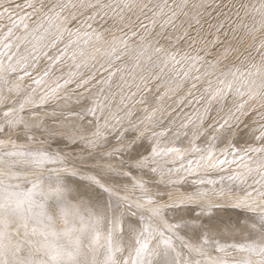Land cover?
<instances>
[{
  "label": "snow or ice",
  "instance_id": "snow-or-ice-1",
  "mask_svg": "<svg viewBox=\"0 0 264 264\" xmlns=\"http://www.w3.org/2000/svg\"><path fill=\"white\" fill-rule=\"evenodd\" d=\"M181 7L0 0V264H264V0L259 29L217 12L212 41Z\"/></svg>",
  "mask_w": 264,
  "mask_h": 264
},
{
  "label": "bare ground",
  "instance_id": "bare-ground-1",
  "mask_svg": "<svg viewBox=\"0 0 264 264\" xmlns=\"http://www.w3.org/2000/svg\"><path fill=\"white\" fill-rule=\"evenodd\" d=\"M19 2V0H18ZM106 2V0H105ZM130 3H133L135 5H141L143 3H147L148 0H129ZM155 2H159V0H153V3ZM168 3L171 4H175V5H181V9H178V12H186L188 13L187 16H184L183 14L179 15V18L177 20V25L179 26L182 22L184 23V28L188 27L189 23H192L195 27H199V25H195V21L193 19L194 16H196L197 14H199L200 16V22L201 25L203 26L204 32L203 35L205 37H207L208 41H212L213 36L215 35V30L214 29H210L209 25H214L217 23V20L220 19L222 20L224 17L220 16L217 17L216 13L217 12H225L228 13L232 16L233 20H236V16H235V12L239 11V22H242L243 24H247L249 26H253L256 29H259L260 25L259 23H256L257 21H259L261 19L259 13L256 12V8L259 7L261 0H168ZM201 3H205L208 4L210 6H205L202 8H198L196 7L197 5L201 4ZM227 5V7H221V8H217L215 7V5ZM211 12L212 15L209 16L207 13ZM129 15H131V13H129ZM227 25H226V30H227ZM157 31H159V27H157L156 29ZM172 29H169V32H171ZM228 34L230 36V40H228L229 42L226 44V46L228 44H231L232 47H236L238 48L241 52L243 51V49L245 47H247V45L251 42V36L252 35H256L259 36L260 33L257 32H253L252 34H246L244 29H241L240 31L236 32V33H232L231 31H228ZM241 37H245V39L241 40ZM221 39H223V34H221ZM106 47V45H105ZM234 55H232V58L235 59V56L237 55V53H232ZM253 55H255V53H253ZM102 56V54H97V59H100ZM209 59H211V57H209ZM128 63H131V61H128ZM255 63L259 64L260 60L259 57H256L255 59ZM142 68H146L147 65H142ZM141 69H137L136 73L137 75L140 73ZM253 71H255V69H253ZM129 79L131 80V77H129ZM171 101L167 98H165V100L163 101L164 104H168ZM137 107H139V105H137ZM51 109H49L50 111ZM49 124H51V121H49ZM87 134V133H86ZM39 135V134H38ZM188 142V145L184 144V142ZM25 143H28L32 146H36V142H31V141H27ZM200 143V142H198ZM44 147H48V143L46 142L44 145ZM53 148H56L57 145L56 144H52L51 145ZM176 146L181 147L182 149L187 150L189 148V141L188 140H184L183 143H177ZM201 146H203L201 144ZM64 155L67 156L68 158V163L67 165H65L64 167H68L70 169H75L77 171V176L73 177L72 180L70 181L71 186L76 187L77 185H79L80 187H83L85 183H89L91 184L90 181H81V174H92L91 173V169L86 168V167H82V165L84 164H88L91 165L92 161L87 159V155L86 153H83L80 151L79 146L76 148V150L74 151L71 147L66 148ZM97 178L100 180L101 183H104L106 187L110 188L112 190V195L113 198H116L117 195H126L127 193L132 192V188H131V181L129 180H106L104 178V176L97 174ZM192 177L188 178V182L191 183L192 181ZM127 184L128 185V189L127 192L124 190V185ZM117 189H120L119 193H117ZM97 185L92 184V191H97ZM164 190V189H161ZM171 191H176V189H169ZM180 191H184L183 189H180ZM138 194V191H137ZM105 198H106V194H105ZM134 198V197H133ZM214 215H219V216H227V215H233L235 216V213H232L230 210L228 209H221V210H214L213 212ZM168 217L171 219L174 217V213L169 212L168 213ZM258 219V217H257ZM60 226V225H58ZM223 236H228L230 235V233H223ZM226 255L231 256V257H236L239 256L241 254L239 253H234L229 251Z\"/></svg>",
  "mask_w": 264,
  "mask_h": 264
},
{
  "label": "rangeland",
  "instance_id": "rangeland-1",
  "mask_svg": "<svg viewBox=\"0 0 264 264\" xmlns=\"http://www.w3.org/2000/svg\"><path fill=\"white\" fill-rule=\"evenodd\" d=\"M218 4H216L215 5V7L217 6ZM223 39H224V37H223ZM222 39V40H223ZM228 40H230V36H229V34H228V39H227V41H226V44L229 42ZM234 48H236V47H234ZM222 49H217V51H221ZM232 55H234V54H232ZM184 144H186V145H188V142L186 141V142H184Z\"/></svg>",
  "mask_w": 264,
  "mask_h": 264
}]
</instances>
